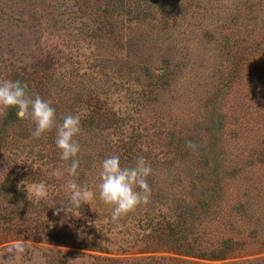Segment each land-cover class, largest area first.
Returning a JSON list of instances; mask_svg holds the SVG:
<instances>
[{
	"label": "rangeland",
	"instance_id": "1",
	"mask_svg": "<svg viewBox=\"0 0 264 264\" xmlns=\"http://www.w3.org/2000/svg\"><path fill=\"white\" fill-rule=\"evenodd\" d=\"M2 79L78 115L81 152L70 177L54 130L0 115V264H264V0H0ZM112 154L151 164L149 201L54 215Z\"/></svg>",
	"mask_w": 264,
	"mask_h": 264
},
{
	"label": "clouds",
	"instance_id": "2",
	"mask_svg": "<svg viewBox=\"0 0 264 264\" xmlns=\"http://www.w3.org/2000/svg\"><path fill=\"white\" fill-rule=\"evenodd\" d=\"M15 109L19 120H28L34 125L31 135L41 138L50 131H55L54 143L59 150V158L70 162L66 171L68 176H78L81 145L76 137L81 132V120L78 115H66L61 122H57L56 110L51 103L37 93H30L28 85L20 80H0V115L6 109ZM186 146L195 148L192 141H186ZM153 173L151 164L144 156L134 158L130 166H122L121 157L112 154L100 161L98 183L93 189L78 184L75 179L68 184L70 197L67 205L60 204L62 208H56L54 215L61 211L66 212V207L80 208L85 201L94 199L97 194L105 205L111 207V219L118 222L120 218L133 212L137 207L146 204L151 196L152 189L148 183V177ZM60 176L62 173L55 172ZM31 195L37 200L48 198V189L44 181L36 183ZM31 246V241L20 240L9 247L6 252L10 258L23 257Z\"/></svg>",
	"mask_w": 264,
	"mask_h": 264
},
{
	"label": "trees",
	"instance_id": "3",
	"mask_svg": "<svg viewBox=\"0 0 264 264\" xmlns=\"http://www.w3.org/2000/svg\"><path fill=\"white\" fill-rule=\"evenodd\" d=\"M15 112H16V110H15V109H11V108H10V110H9V112H8L9 122H10L12 125H13L14 123L22 122V121H23V120H19V119H17ZM87 124H91V122H90V123H87ZM167 236H168V239H169V240H173V237L169 236L168 234H167Z\"/></svg>",
	"mask_w": 264,
	"mask_h": 264
}]
</instances>
